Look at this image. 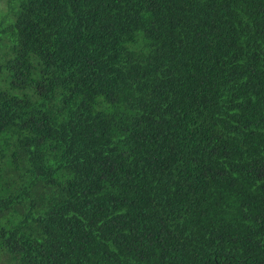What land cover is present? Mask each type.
<instances>
[{
    "label": "trees",
    "instance_id": "16d2710c",
    "mask_svg": "<svg viewBox=\"0 0 264 264\" xmlns=\"http://www.w3.org/2000/svg\"><path fill=\"white\" fill-rule=\"evenodd\" d=\"M0 264H264V0H5Z\"/></svg>",
    "mask_w": 264,
    "mask_h": 264
},
{
    "label": "rangeland",
    "instance_id": "374dc122",
    "mask_svg": "<svg viewBox=\"0 0 264 264\" xmlns=\"http://www.w3.org/2000/svg\"><path fill=\"white\" fill-rule=\"evenodd\" d=\"M5 0H0V9L3 10L5 8Z\"/></svg>",
    "mask_w": 264,
    "mask_h": 264
}]
</instances>
